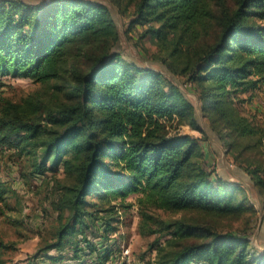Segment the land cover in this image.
I'll list each match as a JSON object with an SVG mask.
<instances>
[{
    "label": "trees",
    "instance_id": "16d2710c",
    "mask_svg": "<svg viewBox=\"0 0 264 264\" xmlns=\"http://www.w3.org/2000/svg\"><path fill=\"white\" fill-rule=\"evenodd\" d=\"M129 1L131 24H150L170 49L167 65L184 62L180 71L199 88L203 115L226 146L242 152L264 145V124L241 114L233 100L264 85V0ZM211 30V42L192 44ZM118 39L111 8L102 2L0 0V76L28 77L41 87L21 101L1 100L0 152L29 154L34 174L61 167L68 179L56 205V238L43 252H61L68 242L81 257L82 235L93 254L84 228L99 218L105 232L114 228L115 205L125 208L138 194L141 227L171 236L173 248H163L152 264H264V252L253 251L245 235L150 212L233 215L245 209L243 190L212 177L197 139L172 133L185 124L199 129L196 107L161 71L124 60L114 51ZM255 164L248 172L264 187ZM10 191L0 178L5 205ZM6 247L0 238V250ZM0 264H6L1 252Z\"/></svg>",
    "mask_w": 264,
    "mask_h": 264
},
{
    "label": "rangeland",
    "instance_id": "374dc122",
    "mask_svg": "<svg viewBox=\"0 0 264 264\" xmlns=\"http://www.w3.org/2000/svg\"><path fill=\"white\" fill-rule=\"evenodd\" d=\"M37 3L43 0H24ZM107 4L117 24L119 39L114 48L121 57L142 68L161 71L166 84H176L197 109L198 128L188 124L172 129L180 135H188L198 140L203 153V166L212 177L221 176L230 183L239 184L243 190L240 198L245 209L233 215L204 214L199 211L170 212L151 208L150 212L159 219H182L190 223H209L220 231H232L245 235L256 253L264 252V187L257 185L248 169H254L260 163L262 171L258 175L264 178V145L242 152L232 150L210 128L208 118L203 115L199 88L180 70L184 62H172L170 49L149 32L150 24H131L134 5L129 0H94ZM231 4L232 0H226ZM157 24L154 23V27ZM172 38V35H169ZM214 39V31L199 37L192 43L201 47ZM186 48V46L184 47ZM252 92L237 93L234 104L240 113L247 116L254 124H264V85L261 83ZM41 92L40 84L31 78L22 76H0V102L2 99L21 101L23 98ZM32 156L16 154L14 151L0 152V178L11 190L6 193L5 205L0 201V238L7 244L0 250L6 264H48V255L63 256L60 264H77L80 260L98 264L99 256L106 255V264H152L158 253L168 245L171 238L166 231H149L141 227L138 194L129 196L122 208L115 205L117 220L114 228H106L100 218L85 227L86 239L95 244L94 253L90 254L82 235L77 237L83 248L81 257L74 255V246L67 242L61 252L43 248L53 242L59 211L56 205L62 194L61 184L68 179L61 167L49 170L45 174L32 172ZM117 202V201H113ZM102 212L99 216H105ZM93 223V224H92ZM152 228H158L153 225ZM105 234V237L102 235ZM76 241V239H75ZM96 254V255H95Z\"/></svg>",
    "mask_w": 264,
    "mask_h": 264
}]
</instances>
